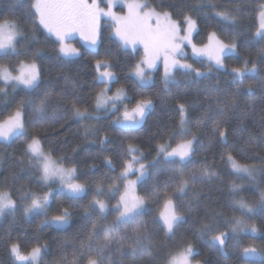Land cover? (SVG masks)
I'll return each mask as SVG.
<instances>
[{
	"label": "snow or ice",
	"instance_id": "snow-or-ice-1",
	"mask_svg": "<svg viewBox=\"0 0 264 264\" xmlns=\"http://www.w3.org/2000/svg\"><path fill=\"white\" fill-rule=\"evenodd\" d=\"M24 2L28 4L25 18L32 25L30 32L14 17L0 19V97L4 101L0 104V142L11 146L19 141L22 155L16 157V163L35 178L38 189L16 186L15 173L12 183L5 178L0 182V217L15 218L19 211L24 217L42 216L41 227L67 229L73 223L70 205H58L56 214L49 215L55 194L60 191L72 200H79L91 193L86 205H78L90 226L83 229L77 243L63 245L64 249H72L71 258L67 251L63 252V264H113V252L130 253L135 259L138 253L151 256L155 249H166L167 245L154 240L159 234L156 226L164 233L165 240H171L186 222V214L194 211L180 197L197 185L223 179L216 170L215 155L212 160L207 156L196 159L198 149L205 147L202 135H206L209 147L219 146V160L227 165L229 175L238 179L254 178L255 173L264 172V157H259V167L241 162L229 145L232 122L241 126L239 130L243 134L245 120L253 115L252 111L240 108L241 98L252 93L253 86L247 81L256 77L264 81V70L257 61L239 57L240 32L228 31L227 41L219 35L225 31L224 24L239 23L243 9L219 8L207 0L209 17L203 15L205 0L189 3L178 14L166 0H158L154 5L148 0H20L21 4ZM117 5L126 10L114 11ZM255 11L257 23L253 25L252 40L264 42V4H259ZM212 18L217 24L206 30V41L197 43L195 37L200 34L201 23ZM106 22H110V41L119 49L130 50L125 53L130 62L124 69L114 62L111 43L101 51ZM38 28L47 33V46L34 48L33 43H38L35 34ZM79 42H82L80 47ZM48 46L55 54L53 59L62 65L71 62V58L93 57L90 66L94 87L88 93L91 104L79 95L77 81L65 77L64 85L59 86V82L54 85L45 78L43 61ZM85 46L93 51L87 52ZM230 54H236L239 61L231 67L227 63ZM260 59L264 60V48L260 49ZM154 72L160 76L165 91L170 83H177V75L193 81L215 77L216 85L213 94L203 101L208 112V133L202 132L201 124H190L187 103L170 97L175 100L178 113L176 126L168 129L166 140L156 145L155 156L145 162L146 157L132 133L147 122L155 109V99L142 88L154 83ZM221 72L231 77L227 81L231 87L221 89ZM114 85L120 86L113 91ZM69 87L73 89L71 94L67 91ZM259 115L261 139L258 143L249 134L244 140L248 151L264 149V110ZM50 116L56 118L55 122L61 119L81 122L85 138L89 134L98 135L101 129L94 122L107 117L108 127H114L123 146L118 175L92 179L82 174L75 159L48 142L45 125ZM98 143L101 153L107 151V145L112 143L107 131L99 136ZM72 152L75 155L76 149ZM100 159L109 171H116L111 155H101ZM161 164L164 167L159 171L150 172ZM189 165L198 166L190 168ZM95 170V163L89 165V171ZM150 175H154L151 192L146 190L145 195H140L138 186ZM109 180L111 184H107ZM243 187L235 179L229 182L227 203L231 215L223 210L205 211L197 232L207 236L209 243L223 249L230 237L259 232L252 217L257 209L264 210V189L259 191L258 200L249 201L241 195ZM105 196L107 199L118 196V199L110 205L101 199ZM148 199L153 200L154 209L148 208ZM150 211L153 215L145 220ZM110 213H114L111 221L108 220ZM0 242L6 246L12 264H43L50 251L47 241L35 235L28 243L19 237L13 239L9 232L7 239ZM175 249L165 252L163 264H192L195 249L191 241L182 239L175 244ZM240 254L264 257V250L242 246Z\"/></svg>",
	"mask_w": 264,
	"mask_h": 264
},
{
	"label": "trees",
	"instance_id": "trees-1",
	"mask_svg": "<svg viewBox=\"0 0 264 264\" xmlns=\"http://www.w3.org/2000/svg\"><path fill=\"white\" fill-rule=\"evenodd\" d=\"M150 4H156L158 0H148ZM174 7L171 9L174 13L178 14L184 10L189 3H199L200 0H166ZM219 8L235 9L237 7L244 11L239 15V23L235 26L224 24V32L220 33L221 39L227 41L226 33L228 31L240 32L238 54L240 58H249L257 61L259 67L264 70V60L260 59V49L264 48V42H256L252 40V33L255 31L254 24L256 21V9L259 4H264V0H212ZM205 13L211 17V10L208 8L207 0H205ZM28 8L27 2L23 4L20 0H0V19L8 16L9 18H16L18 21H22V26L26 30L32 29V25L28 23L25 18V10ZM203 18V17H202ZM215 18L208 20L206 23L202 22L200 25V34L195 37V41L200 43L206 41V30H211L213 25H216ZM109 27L103 28L104 35V48H108L111 43V52L114 62H117L121 69L126 68L130 62L129 58L125 54L126 51L119 49L116 43L111 42L109 39ZM36 36L38 37V43L34 42L33 47L47 46L45 37L47 33H44L42 29H36ZM45 53L44 58V73L45 78L51 81L52 84L59 82V86H63L65 77L78 82V92L85 100H89L88 93L94 87L93 83V70L90 66L92 56H88L87 59L71 58V62L61 64L59 61L53 59L54 53L51 52L50 46ZM87 52L93 50L87 49ZM138 58V57H137ZM134 62V61H131ZM238 58L236 54H231L227 63L231 67L237 64ZM196 66H200L197 64ZM120 75L123 77L124 73ZM134 79V78H133ZM231 77L226 73H219L220 87L221 89L229 88L231 85L227 84V81ZM177 83H170L168 91L164 90L163 82L158 75L154 79V83L149 86H142L146 94L153 96L155 99V109L149 115L147 122L136 132L132 133L136 137L135 143L141 148L146 160L149 162L155 156V149L158 143L166 140V133L169 128L176 126L178 120V113L175 111V100L170 97H175L181 103H187L189 105V117L190 124L202 125V132L208 133V112L207 106L203 103L204 98L213 94L215 91L216 79H202L199 81H193L186 79L183 75H177ZM122 83H125L122 79ZM247 83L252 84V93L245 94L240 101V108L242 110H250L253 115L249 119L245 120L244 125L246 131L243 134L240 133V125L235 121L232 122L229 134L230 150H235L234 154L241 162L255 163L259 167V157H264V149H255L254 151H248L244 144V140L247 139L249 134L256 138L257 142L261 139V127H260V112L264 110V81H260L259 77L251 78ZM2 86V85H0ZM120 85H114L113 90ZM98 89V85H96ZM139 90V89H138ZM68 93L73 92L72 88L67 89ZM132 93H129L131 95ZM23 96V93H21ZM19 99V97H18ZM3 98L0 97V104H2ZM249 105L251 108L249 109ZM56 118L50 116L49 123L45 125L47 128L48 142L57 147L61 152L67 154L78 162L82 174H87L89 178L95 179L102 176L115 177L120 171V157L122 154V143L120 135L113 128L108 127L107 117L101 118L100 121L94 122L97 127L101 129L98 135L89 134L85 138L84 130L81 126V122L74 119L59 120L55 122ZM195 130V129H194ZM107 131L111 136L112 143L107 145V151L101 153V146L98 143L99 136H102ZM123 135H128L124 133ZM205 140V147L198 149L196 159L199 160L202 157L207 156L209 160H212L215 155V167L222 180H217L211 184H201L190 189L186 194L180 197L185 205H192L194 211L186 214V222L183 223L177 230V234L171 240L164 239V233L159 231L157 227L158 235L154 236V240L159 241L162 244L167 245L166 249H155L152 255L138 253L137 257L133 259L130 253H124L123 255L112 253L113 264H163V257L166 251H175V244L182 239L191 241L194 245V254L191 257L196 262L202 264H264V257L259 255L243 257L240 254L242 246H255L258 251L264 250V210L257 209V214L252 217L258 228L259 232L256 234L242 233L239 237H230L226 247L223 249L215 244L209 243L207 236L198 234L197 228L200 221L204 218L206 210H223L231 215V210L228 206V185L233 179L237 183L242 184L243 195L249 201H256L259 198V191L264 189V172H257L254 174V178L243 177L238 179L229 175V169L227 165L219 160V146L209 147L207 145L206 135L201 136ZM76 149V154L73 155L72 149ZM240 149H244L243 152ZM22 155L19 149V141L17 143L8 146L7 144L0 142V182H3L5 178H8L9 183H12V174L17 175L16 186L30 187L34 190L38 189V184L35 178L31 177L28 171H22L16 163V157ZM101 155H111L113 163L116 166V171H109L108 167L100 159ZM95 163L97 170L89 171V165ZM198 165H189L194 167ZM164 165H159L157 168L150 170L151 173H156ZM161 181L165 179L162 175ZM112 181H107V184H111ZM154 183V175H150L146 181L138 186L140 195H145L146 190L151 192V186ZM122 190V188H121ZM91 199V193L83 196L79 200H72L66 196L65 193L58 191L51 204V211L49 215L56 214L58 205L71 206L70 210L73 212V223L67 229H58L54 226H40V221L43 217H24L21 212H17L15 218L11 215L0 218V241L7 239V234L11 232L13 239L21 238L26 239L28 243H31L33 235L39 237L41 241H47L49 245V254L45 257L43 264H63L61 256L64 251L69 253L71 258V248L64 249L65 243L75 244L79 236L83 235V229L86 226H90L88 221L83 216V210L78 205H86ZM106 199L110 205L116 203V199H107V196L101 197ZM149 209H154L156 205L152 199L146 201ZM153 212H149L144 217L145 220L150 219ZM239 215V213H237ZM114 213L108 215V220L113 219ZM95 219V217H93ZM26 234V237H25ZM6 246L0 242V264H12V259L5 250Z\"/></svg>",
	"mask_w": 264,
	"mask_h": 264
},
{
	"label": "rangeland",
	"instance_id": "rangeland-1",
	"mask_svg": "<svg viewBox=\"0 0 264 264\" xmlns=\"http://www.w3.org/2000/svg\"><path fill=\"white\" fill-rule=\"evenodd\" d=\"M101 6H104L103 4L101 5ZM126 9H124L121 5H117L115 8H114V11H116V12H123V11H125ZM104 27H109L110 28V22H106V23H103V28ZM75 40L76 41H79V37H76L75 38ZM81 43L82 42H79V43H77V46L78 47H80L81 46ZM85 48H87V46H85ZM88 49V48H87ZM92 50V49H91ZM231 55V54H230ZM191 62V61H190ZM160 75H162V71H161V73H160ZM158 75L154 72L153 73V81H154V79L157 77ZM152 83H150L149 85H151ZM149 85H144V86H149ZM113 91H115V90H113ZM174 146V145H173ZM132 178H135V177H132ZM139 192V191H138ZM0 218H2V217H0ZM191 260H192V264H197V262L196 261H194L192 258H191ZM199 264H202L201 262H199Z\"/></svg>",
	"mask_w": 264,
	"mask_h": 264
}]
</instances>
